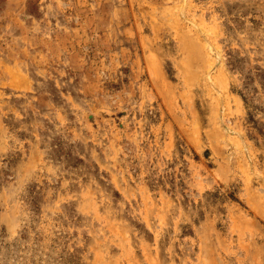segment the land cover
<instances>
[{
	"label": "rangeland",
	"instance_id": "374dc122",
	"mask_svg": "<svg viewBox=\"0 0 264 264\" xmlns=\"http://www.w3.org/2000/svg\"><path fill=\"white\" fill-rule=\"evenodd\" d=\"M0 264H264V0H0Z\"/></svg>",
	"mask_w": 264,
	"mask_h": 264
}]
</instances>
